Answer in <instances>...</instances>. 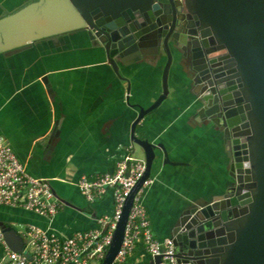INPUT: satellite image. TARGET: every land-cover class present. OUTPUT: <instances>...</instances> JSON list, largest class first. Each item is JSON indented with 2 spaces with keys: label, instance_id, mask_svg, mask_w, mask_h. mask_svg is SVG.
<instances>
[{
  "label": "crops",
  "instance_id": "crops-1",
  "mask_svg": "<svg viewBox=\"0 0 264 264\" xmlns=\"http://www.w3.org/2000/svg\"><path fill=\"white\" fill-rule=\"evenodd\" d=\"M26 0H0L13 11ZM62 35L41 40L21 51L0 54V135L35 177L50 180L65 204L53 218L0 205V224L21 235L38 226L64 236L99 228L98 220L115 211L113 191L94 203L81 194V176L114 173L130 146L131 127L139 108L162 92L166 60L121 65L120 75L104 55L82 39ZM175 60L169 76V98L138 124L136 135L163 143L172 162L155 161L153 183L143 197L155 236H171L190 205L223 193L230 181L222 133L198 117L188 73ZM130 92L128 95V86ZM4 254L0 244V260ZM139 241L123 264H152Z\"/></svg>",
  "mask_w": 264,
  "mask_h": 264
},
{
  "label": "water",
  "instance_id": "water-1",
  "mask_svg": "<svg viewBox=\"0 0 264 264\" xmlns=\"http://www.w3.org/2000/svg\"><path fill=\"white\" fill-rule=\"evenodd\" d=\"M184 1L191 20L186 37L148 25L153 0H26L13 11L1 7L0 54L70 35L83 37L119 76L123 64L166 60L161 94L148 107L137 105L131 127L146 173L126 200L101 264H112L118 255L134 197L159 155L163 164H181L171 161L163 143L139 138L136 129L169 98L172 65L187 57L194 106L200 119L222 133L230 181L223 193L188 206L179 217L170 236L176 264H264V0ZM127 90L129 95L130 85ZM3 232L11 249L21 252L22 236Z\"/></svg>",
  "mask_w": 264,
  "mask_h": 264
},
{
  "label": "built area",
  "instance_id": "built-area-1",
  "mask_svg": "<svg viewBox=\"0 0 264 264\" xmlns=\"http://www.w3.org/2000/svg\"><path fill=\"white\" fill-rule=\"evenodd\" d=\"M146 169L145 158L136 156L130 146L114 173L92 179L85 175L80 177L77 187L88 202L98 201L109 191L114 194L115 211L111 216L100 218L97 229L64 236L30 225L21 231L24 247L17 252L8 245L0 224V244L4 251L0 264H101L112 243L126 200L144 177ZM152 183L153 179L149 177L134 197L122 246L112 264H123L139 241L145 244L153 260L161 257L160 262L153 264H176L173 238L160 240L155 236L143 202L144 193ZM0 205L21 208L46 218L55 217L65 206L56 196L50 180L30 174L1 135Z\"/></svg>",
  "mask_w": 264,
  "mask_h": 264
},
{
  "label": "flooded vegetation",
  "instance_id": "flooded-vegetation-1",
  "mask_svg": "<svg viewBox=\"0 0 264 264\" xmlns=\"http://www.w3.org/2000/svg\"><path fill=\"white\" fill-rule=\"evenodd\" d=\"M146 18L149 22L148 25H156L163 28V31L169 34H177L179 37L188 35L191 26V20L188 17L184 0H153L152 5L146 11ZM187 42L188 38L185 39ZM183 41V42H186ZM186 42V43H187ZM183 44L186 53L190 52V49ZM182 49V48H181ZM182 68L188 73L189 79L192 85V91L196 87L193 85V71L189 58H184L181 62Z\"/></svg>",
  "mask_w": 264,
  "mask_h": 264
},
{
  "label": "rangeland",
  "instance_id": "rangeland-1",
  "mask_svg": "<svg viewBox=\"0 0 264 264\" xmlns=\"http://www.w3.org/2000/svg\"><path fill=\"white\" fill-rule=\"evenodd\" d=\"M94 264H99V263L95 262Z\"/></svg>",
  "mask_w": 264,
  "mask_h": 264
}]
</instances>
